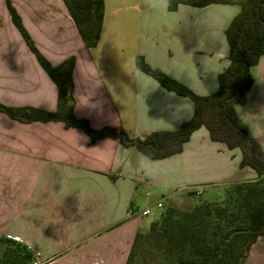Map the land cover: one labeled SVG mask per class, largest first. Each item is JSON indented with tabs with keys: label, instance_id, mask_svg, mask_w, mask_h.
<instances>
[{
	"label": "crops",
	"instance_id": "crops-1",
	"mask_svg": "<svg viewBox=\"0 0 264 264\" xmlns=\"http://www.w3.org/2000/svg\"><path fill=\"white\" fill-rule=\"evenodd\" d=\"M36 50L52 67L73 58L72 114L93 130L131 138L175 130L190 119L189 98L165 90L136 68V57L198 96L214 93L228 66L224 32L236 4L167 9L166 0H102L98 42L86 49L63 0H8ZM252 85L233 106L264 152V56ZM0 104L53 113L57 87L38 64L0 0ZM238 149L195 130L182 151L149 160L104 138L91 142L62 122L17 121L0 113V257L20 245L42 264H125L141 220L137 193L252 182ZM148 191L147 195L150 194ZM196 193V192H195ZM7 241V243H4ZM244 264H264V234Z\"/></svg>",
	"mask_w": 264,
	"mask_h": 264
},
{
	"label": "trees",
	"instance_id": "trees-1",
	"mask_svg": "<svg viewBox=\"0 0 264 264\" xmlns=\"http://www.w3.org/2000/svg\"><path fill=\"white\" fill-rule=\"evenodd\" d=\"M166 2L169 11H175L180 4L194 7L236 4L240 7V12L224 32L229 64L218 75V88L210 95L194 94L163 72L148 66L142 57H136L138 70L152 77L165 90L192 101L190 119L175 130L154 131L142 138H131L125 131L112 127L93 130L86 120L74 118L70 98L73 58L56 67L48 64L34 47L8 0L5 4L13 25L57 87V109L50 113L0 104V113L17 121L62 122L66 128L82 130L91 142L111 138L125 147L135 148L152 161L180 153L190 135L204 127L211 141L223 143L229 150L238 149L241 154L239 167L252 169L256 179L226 188L220 204L199 203L188 211L166 209L160 220L150 225L147 233L136 234L125 264H137L146 249L159 258L155 264H244L250 247L264 234V152L236 115L233 106L243 103L252 85L250 68L264 56V0ZM63 3L84 47L94 48L102 25L103 1L63 0ZM30 261V254L20 245L7 246L0 257V264H30Z\"/></svg>",
	"mask_w": 264,
	"mask_h": 264
},
{
	"label": "rangeland",
	"instance_id": "rangeland-1",
	"mask_svg": "<svg viewBox=\"0 0 264 264\" xmlns=\"http://www.w3.org/2000/svg\"><path fill=\"white\" fill-rule=\"evenodd\" d=\"M226 188H196L195 192H197V190L201 191V194L199 195L193 190L173 189L167 191L157 188L150 191L146 187L142 188L138 191V198L135 201V204L138 207L137 217L141 220L140 233H147L150 225L158 222L161 214L168 208L188 211L199 203H222L225 197ZM148 191H150L149 195H147ZM146 210L147 213L143 214ZM158 261L159 258L150 254L146 249L137 264H155Z\"/></svg>",
	"mask_w": 264,
	"mask_h": 264
},
{
	"label": "built area",
	"instance_id": "built-area-1",
	"mask_svg": "<svg viewBox=\"0 0 264 264\" xmlns=\"http://www.w3.org/2000/svg\"><path fill=\"white\" fill-rule=\"evenodd\" d=\"M197 195L201 194V191L200 190H197L196 192ZM159 206V204H158ZM147 213V210L143 212V214ZM32 264H42V261H40L39 259H36L32 262Z\"/></svg>",
	"mask_w": 264,
	"mask_h": 264
}]
</instances>
